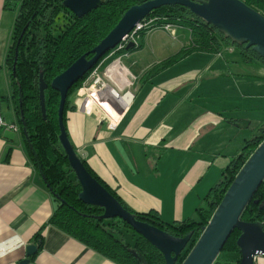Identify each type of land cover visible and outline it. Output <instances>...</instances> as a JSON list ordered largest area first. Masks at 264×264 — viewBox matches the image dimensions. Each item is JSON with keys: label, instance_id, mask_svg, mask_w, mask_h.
<instances>
[{"label": "crops", "instance_id": "crops-1", "mask_svg": "<svg viewBox=\"0 0 264 264\" xmlns=\"http://www.w3.org/2000/svg\"><path fill=\"white\" fill-rule=\"evenodd\" d=\"M6 1L20 0H0V99L10 93L4 59L15 17V10L4 7ZM192 39L182 25L154 28L138 38L141 48L121 57L132 80V98L113 128L97 106L85 111L76 93L75 108L65 112V130L77 156L129 208L155 210L168 222L195 216L222 169L264 121L262 107L250 132L233 140L240 119L253 117L255 107L243 101L264 91V64L253 62L262 65L258 72L241 69L250 63L234 48L194 50L155 70ZM0 114L18 126L9 101L0 100ZM53 209L51 195L25 153L19 127L0 128V264L25 259L26 246L41 227L42 248L28 264H117L47 223ZM253 264H264V255Z\"/></svg>", "mask_w": 264, "mask_h": 264}, {"label": "trees", "instance_id": "trees-1", "mask_svg": "<svg viewBox=\"0 0 264 264\" xmlns=\"http://www.w3.org/2000/svg\"><path fill=\"white\" fill-rule=\"evenodd\" d=\"M143 1L145 0H103L81 17L73 14L63 4V0H20L18 3H4L5 8L15 10V17L4 59L10 93L9 97L3 96L0 100L10 102L25 153L51 195L54 209L47 223L117 264L166 263L161 252L125 221L118 217L104 218L102 207L85 203L79 198L80 184L58 139L59 91L52 88L50 82L75 59L90 51L113 28L127 8ZM241 1L264 16V0ZM147 17L155 18V26L165 23L182 25L189 28L193 35L186 47L163 59L155 70L168 67L194 50L218 52L222 45L236 49L246 63L264 64V57L252 47H246L244 42L226 36L185 6L162 5L152 10ZM145 33L146 31H141L139 37ZM141 46L142 41L137 40L133 47L123 50L128 52ZM40 74L48 85L44 90V118L38 97ZM87 74L88 72L69 89L64 102L63 122L66 110L75 108L74 93ZM263 139L264 121L249 139L244 140L238 154L222 169L218 182L209 189L203 202L195 209V216L173 222L164 221L155 210H132L114 190L108 188L95 175L84 160L81 161L92 176L137 220L147 222L173 236L189 234L185 247L174 263L180 264L197 241L226 188ZM155 159L153 169L157 171L159 157ZM241 219L261 222L264 230V180L244 208ZM41 231L42 227L31 239L37 252L41 250L43 243ZM124 231L131 232L132 243L126 240ZM239 234L240 231L234 228L212 263L238 264L240 250L236 239ZM34 256H29V259L32 261Z\"/></svg>", "mask_w": 264, "mask_h": 264}, {"label": "water", "instance_id": "water-1", "mask_svg": "<svg viewBox=\"0 0 264 264\" xmlns=\"http://www.w3.org/2000/svg\"><path fill=\"white\" fill-rule=\"evenodd\" d=\"M102 1L63 0V4L77 17H81L96 8ZM173 4L187 7L193 14L211 23L226 36L244 42L246 47H252L264 57V16L241 0H145L127 8L113 28L90 51L75 59L50 82V86L59 91L58 139L80 184L79 198L85 203L102 207L104 218L118 217L125 221L136 233L161 252L166 264L175 263L189 239V234L181 237L173 236L147 222L137 220L129 210L124 208L117 198L92 176L77 156L67 137L63 113L66 96L73 84L82 79L137 22L156 8ZM133 45L130 42L125 48H131ZM47 86L40 74L38 97L43 118L45 117L44 90ZM263 180L264 139L236 173L197 241L180 264H212L234 228L240 231L236 239L240 250L238 264H253L256 256L264 255L262 223L241 219L244 208ZM36 251L35 245L28 244L26 258L19 264H28L29 256L34 255Z\"/></svg>", "mask_w": 264, "mask_h": 264}, {"label": "built area", "instance_id": "built-area-1", "mask_svg": "<svg viewBox=\"0 0 264 264\" xmlns=\"http://www.w3.org/2000/svg\"><path fill=\"white\" fill-rule=\"evenodd\" d=\"M154 20V17L146 16L137 22L120 42L103 56L106 57H102L103 59H100L88 71L82 84L75 91L76 95L82 98L80 106L82 105L85 111L90 112L94 106H97L110 117L108 123L110 128L114 127L120 113L128 108L132 98V94L128 90L132 80L121 63V57L126 55L123 49L130 42L136 44L141 31L147 32L154 28L174 26L171 23L155 26ZM110 57L113 58L107 61L106 59ZM100 102H105L114 114L107 112ZM0 128L17 129L18 126L13 123H6L0 114Z\"/></svg>", "mask_w": 264, "mask_h": 264}, {"label": "rangeland", "instance_id": "rangeland-1", "mask_svg": "<svg viewBox=\"0 0 264 264\" xmlns=\"http://www.w3.org/2000/svg\"><path fill=\"white\" fill-rule=\"evenodd\" d=\"M241 69H245L246 71H251V72H258L261 71L262 65H260L259 63H250L249 66H242L240 67ZM260 74L264 75V72H260ZM263 95V96H262ZM264 91L262 93H260V97L258 95H254L253 98L249 99V100H244L243 101V105H247V107H255L254 112H253V117H246V118H241L238 125H237V130H234V136H233V140L237 139L238 135H246L247 133L250 132V129L255 125V121H257L258 116L262 115V107H264ZM249 112V111H247ZM253 121V122H252ZM235 142V141H234ZM124 236L126 238V240L129 243H132V238H131V232L129 231H124ZM215 264V263H212ZM220 264H227V263H223L220 262ZM229 264H234L233 262H230Z\"/></svg>", "mask_w": 264, "mask_h": 264}]
</instances>
